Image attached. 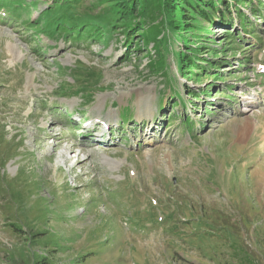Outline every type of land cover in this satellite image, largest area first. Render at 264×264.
<instances>
[{"label":"rangeland","instance_id":"1","mask_svg":"<svg viewBox=\"0 0 264 264\" xmlns=\"http://www.w3.org/2000/svg\"><path fill=\"white\" fill-rule=\"evenodd\" d=\"M75 1L19 2L23 19L66 10L82 26L50 52L60 59L36 52L31 29L0 22V264H264V72L250 68L264 63V10L242 8L249 38L234 12L212 27L161 0L158 43L136 38V52L110 27L127 0ZM200 44L216 51L215 69L184 76L180 60L199 58ZM130 115L142 122L124 124L137 148L120 133ZM86 116L119 129L104 143L82 138L72 119Z\"/></svg>","mask_w":264,"mask_h":264},{"label":"trees","instance_id":"2","mask_svg":"<svg viewBox=\"0 0 264 264\" xmlns=\"http://www.w3.org/2000/svg\"><path fill=\"white\" fill-rule=\"evenodd\" d=\"M163 1L164 2L166 1L167 4L169 1L170 5H173L175 7L177 6V8H179L181 12H184L183 13L184 19L191 20L190 19L191 15L198 16L201 19L210 21L212 27L229 26L230 24L228 23V21L225 20L226 19L225 17L229 16L230 18L231 14L234 12L240 21L239 23L241 27L244 29V31H248L249 34L252 36L255 33V29L251 26L248 15L242 12L243 10L242 8L247 10L251 14V17H259V19H261L260 16H262L261 15L262 13L260 12L264 10V6L262 5L261 0H255L256 5L253 4L254 0H206L205 3L204 0H163ZM59 2L60 3L66 2L65 5L70 7V5H73L76 1L59 0ZM60 3H57L56 5L60 6ZM161 3H162L161 0H127L125 5H117L119 10H114L113 13V14L115 13L117 14L118 16L117 19H119L118 21L119 25H115V26L111 25L110 27L120 29L121 30L120 35H123L125 37L126 46L129 47L131 44H134L133 48L134 51L136 52L139 51V47H140L139 43H137L138 41L135 40L136 38H138V40L142 42V44L153 43L154 45H156V43H158V38L162 30V24L160 20L162 16L161 13L164 10V8L166 7L169 8V5H167L166 3H165L167 5L166 7L160 6ZM216 4H219L220 6L216 7ZM100 12L102 13L104 11L101 10ZM62 15L63 17L61 20L58 19L55 20L54 26L55 23L57 25L62 24V20H63V23L65 22L64 26L66 27V32H67L66 34L72 35L76 33L78 35L79 33H77V31L80 32L82 29V26H80L79 22L78 21H76V23L72 22L73 19H69L66 10L63 11ZM111 19H113V17H111ZM135 20H142V25H140L139 23H132ZM189 20L184 22V25L191 26L192 23ZM66 22L69 24H66ZM106 24L108 25V23ZM145 24L146 27H143L145 26ZM88 26L90 32L92 33L91 34L92 36L98 34L99 29L97 31V29L93 28L91 24ZM135 27L138 29L140 28L143 34L138 33L137 32L138 30L135 31ZM200 39L202 40L200 41L202 42L201 44H203L205 42L204 39L203 38ZM201 44L199 45L200 47H198L199 50L196 52L200 54L199 58L196 57L197 59L190 60L189 58L185 57L180 60L181 70L184 76L186 75V73L183 72L184 70L185 72L187 71L196 72L195 76L189 77L196 79L201 74V72L206 68L203 66H208L207 68H210L212 70L215 69L213 63L216 60V55H217L216 51L213 50L211 52H208L209 49L204 45L201 46ZM240 65L243 66V64ZM150 66L153 70H155L158 73L163 72V68H164L163 50L158 51V53H156V58L153 60ZM211 80L215 82H219L220 80H224V79L223 78L219 79L216 76H214L211 78ZM200 218L201 219L205 218L206 220L203 221L206 223L207 221L211 220L210 218H206L204 212H200ZM12 228L16 231L21 232L15 225L12 226ZM262 257L264 256L262 255Z\"/></svg>","mask_w":264,"mask_h":264},{"label":"bare ground","instance_id":"3","mask_svg":"<svg viewBox=\"0 0 264 264\" xmlns=\"http://www.w3.org/2000/svg\"><path fill=\"white\" fill-rule=\"evenodd\" d=\"M19 56V55H18ZM139 99V103L140 104H143L144 103V101H145V99L143 98V97H140V98H138Z\"/></svg>","mask_w":264,"mask_h":264}]
</instances>
